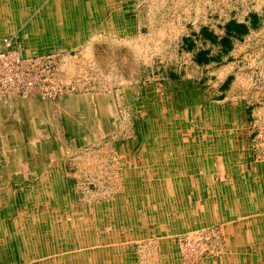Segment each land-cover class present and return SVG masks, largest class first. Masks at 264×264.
<instances>
[{"label": "rangeland", "instance_id": "rangeland-1", "mask_svg": "<svg viewBox=\"0 0 264 264\" xmlns=\"http://www.w3.org/2000/svg\"><path fill=\"white\" fill-rule=\"evenodd\" d=\"M12 1L0 0V122L40 120L57 165L38 157L41 181L1 183L11 232L18 208L32 203L36 220L22 225L20 257L4 235L0 263L264 264V239L247 236L264 225V0ZM5 133L0 148L31 139ZM161 156L176 160L152 165ZM169 192L195 198L198 221L157 209Z\"/></svg>", "mask_w": 264, "mask_h": 264}, {"label": "bare ground", "instance_id": "bare-ground-1", "mask_svg": "<svg viewBox=\"0 0 264 264\" xmlns=\"http://www.w3.org/2000/svg\"><path fill=\"white\" fill-rule=\"evenodd\" d=\"M7 1V0H6ZM12 0H8V3L9 2H11ZM35 1V0H34ZM38 0H36L35 2H37ZM60 1H62V0H60ZM89 2L88 3H98V2H100V1H102V4H104L105 2H108L109 0H88ZM105 1V2H104ZM13 2V1H12ZM50 2V0H48L47 1V3H49ZM12 4H15V2L14 3H11L10 5H12ZM57 4V1L56 0H51V5L52 6H54V5H56ZM6 11H7V13H8V11H9V9H6ZM3 13H6V12H3ZM7 42H5L4 44H3V46H2V49H4L6 46H7ZM9 45V44H8ZM11 46V45H10ZM9 49H10V47H9ZM8 52V51H7ZM1 53H3V51L1 52ZM1 55H4V54H1ZM12 55V54H11ZM5 57V56H4ZM127 95V94H126ZM129 95V94H128ZM129 98V97H128ZM97 101V100H96ZM97 104V103H96ZM104 109V108H103ZM105 111V110H104ZM20 121V120H19ZM18 121V122H19ZM39 121L40 120H38V119H36L34 122H32V123H23V121H21V124L20 123H18V122H14V124H10V123H3V122H0V134H2V133H5V134H7L8 132H14V131H17V132H20L21 133V136H22V134H27V133H29L30 134V136H31V139L30 140H28V142L27 143H24L25 141H24V139L22 140L23 142L22 143H24L22 146H20L19 147V149H17L18 147H16L15 148V150H13V148H10L9 147V145L8 144H4V146H3V148H0V150H1V152H0V156L3 158V161H1V163H0V240H1V243H0V261L2 262V260H7V256H9V255H11L12 254V247L14 248L13 249V253L17 256V257H20L19 255H21L22 253H21V251H20V248H19V244L20 245H23V242H24V237H23V235L19 238V234L20 233H23V226L22 225H29L30 224V222L29 221H35L36 220V217H30V218H28L31 214H32V212H33V209H32V203H29V206L26 208V210L28 211V214H26V216L24 215V213H22V211H21V208L19 209H17L16 211H15V213H16V215H13V218H14V220H15V223L13 224V225H17L16 227H17V229H15L14 231H12L11 232V230H10V228L8 227V222H7V220H9V212H10V210H11V208L8 206V202H7V191H2L1 192V190H2V187L4 188L5 186H2V184L1 183H4V182H15V181H20V182H23V181H41V179L42 178H40L39 177V166H41L38 162H37V160H36V158H38V157H40L41 159H42V161H44V159H46L47 160V162H48V165L50 166V164L52 165L51 167H54V166H56L57 165V163H56V157H55V153H54V146H53V144H52V141L51 140H48L46 137H44V140H43V143L42 144H40V141H39V137H41L42 135H39V134H41L40 133V130H39V125H40V123H39ZM16 124H18V125H16ZM17 127V128H16ZM27 127H28V129H27ZM16 128V129H15ZM170 140V139H169ZM168 139H166V141L165 142H162V146L164 147V148H162L163 149V152H164V150L166 149L165 147H167L168 145H170L171 143H172V140H170L169 141ZM155 141V143H159V144H161V142L159 141V140H157V139H155L154 140ZM21 142V141H20ZM171 148V147H170ZM209 149V148H208ZM27 152L28 153V155H29V160H25V159H23V157L21 156L22 154H23V152ZM11 152V153H10ZM41 152V153H40ZM206 152V151H205ZM13 153V155H14V157H13V159L11 158V160L9 161L7 158L9 157L8 156V154L10 155V154H12ZM207 153V152H206ZM48 155L46 158H43L42 156L43 155ZM227 154V153H226ZM8 156V157H7ZM163 158H165V159H163ZM54 160V161H53ZM172 160V161H171ZM173 160H176L175 159V157H173V158H168V159H166V157L165 156H161V157H159V158H157V159H155V160H151L150 159V161L151 162H153L152 163V165H162L161 163L163 162V163H165L166 165H170V163H174V161ZM178 160H180V164H182V165H184V166H187V162H188V160H186L185 158H183V157H181V158H177V161ZM196 160V161H195ZM207 160V159H206ZM148 159H147V164H148ZM167 161V162H166ZM192 162H193V164H191V165H193V166H190L191 167V170H192V172H193V178H194V180H195V168H196V166H195V164L197 163V164H199V160L197 159V158H195V155L193 156V159L191 160ZM151 162H150V164H151ZM191 162V163H192ZM239 163V162H238ZM43 165V167H44V165L45 164H47V163H42ZM215 166H216V164H215ZM195 167V168H194ZM55 168V167H54ZM2 169H6V170H10V173L9 174H7V173H2L1 171H2ZM225 169V168H224ZM243 170V169H242ZM244 171V170H243ZM24 174H26V175H24ZM242 175H244V172H242L241 174H239V177L240 176H242ZM238 177V176H237ZM59 178V176L57 175V174H55V173H52V174H50L49 175V180H54L55 181V179L57 180ZM233 179H235L236 177H232ZM182 179H184V178H181V180ZM125 180H128V178H126ZM124 180V181H125ZM186 180V179H185ZM183 181V180H182ZM184 182H187V180L186 181H184ZM35 187V186H34ZM32 188L31 190H30V193H32V197H34V194H35V192H39V191H35V188ZM228 185H227V189H228ZM183 188V187H182ZM181 188V189H182ZM131 190H132V192H131ZM134 190H135V187L134 186H131V187H129L128 188V186H127V189H126V191H127V193H128V191H130V193L131 194H133V192H134ZM224 191V193L226 194V195H228V196H232L233 197V195H235L236 193H234V192H232V191H230V189H229V191L228 190H223ZM61 192H62V194H64L65 193V189L64 190H62L61 189ZM164 192H168V189H164ZM252 192H254V191H250V193H252ZM262 192H264V190L262 189ZM259 192H257L256 194H258ZM173 193L171 192H169L168 193V195H166L165 197L163 196L162 198H160V199H162V201H164V202H160V201H156V202H154L155 204V206L157 207V209H160V210H163V211H165L168 215H170V214H176V216H177V219H178V224L177 225H180V224H182V222L181 221H183V219H182V217L185 215V216H187L188 218H190L192 221H190V223H193V222H195V220L196 221H198L197 220V218L195 219V217H196V214L193 212V208L195 207L194 205H195V198H193L192 196H191V199L190 198H184L183 196H180V198L181 199H173V197H176V196H173L172 195ZM185 194V191H184V193L182 194V195H184ZM239 194V193H238ZM37 196H35L34 198H33V200L34 199H37L36 198ZM42 198V197H41ZM231 198V197H230ZM38 200V202H33L34 204L35 203H38L37 205V207H36V210H35V212L33 213V214H35V215H38L39 217H41V220L39 221L40 223H44V222H46V224H49V221H54L53 220V218H55L54 217V214L52 213V210L50 209L51 207L49 206V205H46V206H44L43 204H41L42 203V201L43 200H41V199H37ZM36 200V201H37ZM175 200V201H174ZM177 200H178V203H177ZM35 201V200H34ZM44 201H45V199H44ZM43 201V202H44ZM197 201V200H196ZM171 203H172V205H171ZM204 204V203H203ZM202 204V202H200V201H198L197 202V207H200V206H202L203 205ZM174 205L175 206H179L178 207V210H175V208H173L174 207ZM182 205L184 206V207H186V208H184L183 209V212H181V208H182ZM221 206V205H220ZM235 207H236V210H238V211H241L240 210V208L239 209H237V205H235ZM261 208V207H260ZM259 208V209H260ZM246 209V208H245ZM46 210V211H45ZM50 212V213H52V215H50L51 217H48V218H46L45 216H44V214H43V212ZM139 211L138 210H136V212L134 213V214H136V213H138ZM242 213V212H241ZM243 214V213H242ZM244 214L245 215H249V212H247V211H245L244 212ZM190 215V216H189ZM254 215V214H253ZM214 217V216H213ZM239 217V216H238ZM241 217V216H240ZM256 218H257V215L255 216V218L253 219V221L255 222V224H256V222H257V220H259V222L261 223V224H264V215L262 214L261 215V217H258L257 218V220H256ZM7 219V220H6ZM208 219V218H207ZM246 219V218H245ZM56 221H57V219H56ZM209 221V220H208ZM62 222V221H61ZM228 222V221H227ZM253 222V223H254ZM19 223V224H18ZM226 223V222H225ZM245 223V222H244ZM64 224V223H63ZM63 224H61V225H63ZM129 224L130 225H136V223H135V221L132 219L130 222H129ZM248 224V223H247ZM79 225H81V223H79ZM114 225V224H113ZM59 226V225H58ZM253 226H255V225H253ZM261 227H260V231H261V236H259V233H260V231L258 232V235L256 236V235H254V232H252V230L250 231V233L251 234H247V236H248V240L250 241V243L251 244H253V242H263L261 239H264V225H260ZM51 228V229H53V226L52 225H50V226H47L46 227V229L47 228ZM61 227V226H60ZM115 227H117V226H115ZM257 227V226H256ZM63 230H64V235L62 236V238H65L67 235H66V233H65V229L66 228H62ZM246 230V229H245ZM256 230V229H255ZM133 231H135V227H133ZM247 231V230H246ZM55 232H57V230H54L53 231V234L55 233ZM256 232V231H255ZM71 233V232H70ZM8 234V236H10V238L11 237H15V238H13L14 240V245L13 246H11L10 244H8V238H7V244L6 243H4V241H3V238H4V235H7ZM255 234H257V232L255 233ZM71 235V234H70ZM249 235H250V237H249ZM9 238V239H10ZM61 237L60 238H58L59 240H61L62 239ZM227 238H229V237H227ZM48 240H50V239H48ZM230 240H231V237H230ZM4 243V244H3ZM46 243H48V242H44V243H42V244H46ZM62 243H65V241H63ZM232 243V242H231ZM234 243V242H233ZM226 246H228V245H226ZM234 246V245H233ZM242 246V245H241ZM235 247V246H234ZM15 248L17 249V253H16V250H15ZM228 248V247H227ZM227 248H226V250H227ZM244 248V247H243ZM258 252H256V253H258L259 255H262V254H264V245H262V246H260L259 245V247H258ZM233 251V250H232ZM244 252V251H243ZM64 253H68L67 251H64L63 252V254ZM40 254V253H39ZM80 255H81V252L79 253ZM251 254V253H250ZM232 255V254H231ZM254 255H256V254H254ZM48 256V255H47ZM11 257V256H10ZM236 257H238L239 259L240 258H242V255H239V256H236ZM246 257H248V256H246ZM246 257H244V258H246ZM62 258H64V257H62ZM230 259V258H229ZM233 259V258H232ZM50 260H53V261H50ZM49 261H48V263H50V262H55L56 261V259L55 258H52V259H50ZM0 264H3V263H0ZM12 264V263H11ZM52 264V263H51ZM227 264V263H226ZM251 264V263H250Z\"/></svg>", "mask_w": 264, "mask_h": 264}, {"label": "crops", "instance_id": "crops-1", "mask_svg": "<svg viewBox=\"0 0 264 264\" xmlns=\"http://www.w3.org/2000/svg\"><path fill=\"white\" fill-rule=\"evenodd\" d=\"M83 98H86V97H83ZM253 261L258 262V261H260V259L257 258V259H254Z\"/></svg>", "mask_w": 264, "mask_h": 264}, {"label": "built area", "instance_id": "built-area-1", "mask_svg": "<svg viewBox=\"0 0 264 264\" xmlns=\"http://www.w3.org/2000/svg\"><path fill=\"white\" fill-rule=\"evenodd\" d=\"M1 54H4V53H0V58L3 59L4 58V55H1Z\"/></svg>", "mask_w": 264, "mask_h": 264}]
</instances>
